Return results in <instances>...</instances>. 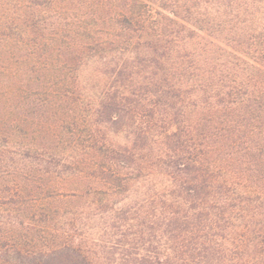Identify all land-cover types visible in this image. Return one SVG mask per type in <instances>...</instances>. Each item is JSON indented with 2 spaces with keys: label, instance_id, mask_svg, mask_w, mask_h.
<instances>
[{
  "label": "trees",
  "instance_id": "16d2710c",
  "mask_svg": "<svg viewBox=\"0 0 264 264\" xmlns=\"http://www.w3.org/2000/svg\"><path fill=\"white\" fill-rule=\"evenodd\" d=\"M0 264H264V0H0Z\"/></svg>",
  "mask_w": 264,
  "mask_h": 264
}]
</instances>
